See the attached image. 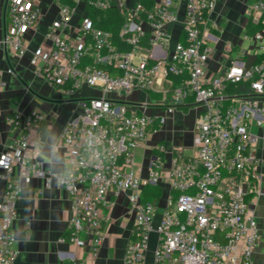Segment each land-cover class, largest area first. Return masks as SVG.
I'll return each mask as SVG.
<instances>
[{
	"label": "built area",
	"instance_id": "obj_1",
	"mask_svg": "<svg viewBox=\"0 0 264 264\" xmlns=\"http://www.w3.org/2000/svg\"><path fill=\"white\" fill-rule=\"evenodd\" d=\"M56 1L58 17L47 32L50 47L40 53L36 72L69 94L82 83L101 93L77 98L80 113L62 127L67 164L62 173L47 170L37 158L45 142L44 114L37 109L0 108L14 132L9 143L0 134L5 179L0 264H15L19 256L16 203L22 196L21 181L32 177L48 184L55 180L68 193L72 216L67 240L88 246V261L99 254L106 238L104 207L113 203L109 195L125 191L133 238L123 264L144 262L152 233L157 234L154 264H254L260 229L250 201L262 194V175L256 154L259 135L251 127L264 126V61L248 67L241 59L230 58L221 74H207L214 50L211 28H217L210 27L208 17L217 0H84L75 37L61 30L70 26L82 0L73 6ZM87 6L118 10L122 22L117 41L112 31L94 25ZM247 14L264 32V0H254ZM42 16L43 9L34 0H6L3 42L10 53L25 54L24 36ZM179 31L182 39L175 35ZM232 48L225 42L224 52L231 53ZM245 81L250 93L233 92L225 104L222 96L228 85ZM5 86L0 78V90ZM135 91L148 93L149 100L129 102ZM189 105L202 107L194 120L191 145L174 140L155 144L147 175H141L136 151ZM166 154L171 156L168 167ZM157 184L162 188L160 198L145 200L144 189Z\"/></svg>",
	"mask_w": 264,
	"mask_h": 264
},
{
	"label": "crops",
	"instance_id": "obj_2",
	"mask_svg": "<svg viewBox=\"0 0 264 264\" xmlns=\"http://www.w3.org/2000/svg\"><path fill=\"white\" fill-rule=\"evenodd\" d=\"M43 9V16L36 27L30 28L25 36L26 52L17 57L9 52L3 42L7 26L6 0H0V78L6 82L0 90V108L3 112L18 108L21 111L37 109L45 119L41 125L45 142L39 148L37 158L47 170L62 173L66 170V152L61 141L62 127L77 117L80 110L76 107L77 98L98 96L99 88L80 84L72 94L63 87L51 85L37 74V64L42 62L41 52L50 47L47 37L50 24L58 17L59 4L56 0H34ZM254 0H217L215 10L209 15L208 23L215 35L213 53L207 63V74L218 76L230 62V58H239L246 66L264 61V32L262 25L255 24L247 11ZM84 0L75 6L69 27L61 30L75 37L84 15ZM180 39L183 34H175ZM217 38V40H215ZM225 42H231V53L224 52ZM235 93L246 96L250 93L247 81L235 85ZM231 93L226 89L223 102H230ZM144 91L133 92L129 102L149 100ZM17 100V104L13 101ZM202 110L201 106L182 107L170 118L165 126L152 134L145 148L136 151L138 172L147 175V165L157 143L169 145L172 140L191 145L194 120ZM158 109H147L148 113H160ZM176 129V130H175ZM252 131L259 135L256 154L261 159L262 194L251 198L250 207L254 211L260 229V240L253 254L254 264H264V126L252 125ZM174 135H165V132ZM0 134L5 143L11 142L14 132L0 115ZM170 154H166V167L170 165ZM22 196L17 201L18 218L14 222L16 247L19 256L15 264H123L127 243L133 238V215L128 210L127 192L109 195L111 205L104 207L107 220L103 227L106 238L99 254L91 261L87 260L88 246L79 247L67 240L69 219L72 216L71 200L68 193L53 180L49 184L44 178L23 179ZM5 189L3 171L0 169V199ZM163 203V202H162ZM63 239V240H62ZM157 234L152 233L150 246L142 264H154V248Z\"/></svg>",
	"mask_w": 264,
	"mask_h": 264
},
{
	"label": "trees",
	"instance_id": "obj_3",
	"mask_svg": "<svg viewBox=\"0 0 264 264\" xmlns=\"http://www.w3.org/2000/svg\"><path fill=\"white\" fill-rule=\"evenodd\" d=\"M64 2H67L72 6L75 5V0H64ZM86 10L89 16L92 18L94 25L112 31L114 35V40L117 41L118 38L117 34L119 31L120 23L122 22V17L118 12V10L116 8H111L108 10H96V9H92L89 6H87ZM227 90L230 93L235 92V84H229ZM161 195H162L161 187H160V191L158 192V195L153 200L149 198L150 190H147L145 188L143 192V197L145 198V200H150V201H157Z\"/></svg>",
	"mask_w": 264,
	"mask_h": 264
},
{
	"label": "rangeland",
	"instance_id": "obj_4",
	"mask_svg": "<svg viewBox=\"0 0 264 264\" xmlns=\"http://www.w3.org/2000/svg\"><path fill=\"white\" fill-rule=\"evenodd\" d=\"M151 95L154 96V97H159L160 96L156 92H151ZM156 124H157V122H156ZM153 134L155 135L156 133H153ZM166 134H169V135L173 136L174 132H169L168 131L167 133L165 132V135ZM160 187L161 186H159L158 184L157 185H149V186L146 187L147 190H150V197L149 198L151 200H153L158 195V192L160 191Z\"/></svg>",
	"mask_w": 264,
	"mask_h": 264
}]
</instances>
